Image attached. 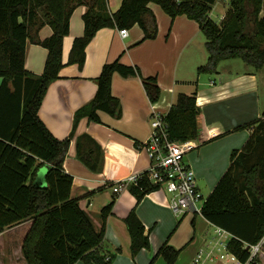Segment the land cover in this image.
<instances>
[{
	"label": "trees",
	"instance_id": "trees-1",
	"mask_svg": "<svg viewBox=\"0 0 264 264\" xmlns=\"http://www.w3.org/2000/svg\"><path fill=\"white\" fill-rule=\"evenodd\" d=\"M217 1L122 0L120 7L112 12L108 0H0V233L6 227L32 220L22 245L28 264H76L79 260L87 264H111L114 261L116 254L107 260V254L100 253L98 248L105 241L107 217L116 200L101 209L102 225L98 229L81 205V198L72 197L74 178L64 170V160L80 117L88 115L100 121L99 110L117 116L122 113L121 102L112 93L114 73L142 74L139 67L125 64L120 58L105 63L97 78L95 96L76 111L71 134L64 139L56 137L39 114L50 84L60 77L66 64L83 68L87 46L103 27L130 28L138 24L144 31L142 41L155 38L158 21L150 7L152 2L160 4L173 18L186 15L199 23L206 35L209 58L198 67V73L214 72L220 61L229 58H241L256 69L264 68V0H229V9L220 23L210 16ZM79 6L86 7L84 33L74 39L65 63L64 39L70 34L71 18ZM45 25L52 28V33L40 38L39 31ZM29 39L48 50L41 74L25 66ZM142 79L150 99L157 102L162 93L157 77L142 76ZM200 115L197 92L178 93L166 116L170 138L198 139L202 134ZM243 128H251L252 133L241 149L232 151L231 165L207 197L202 214L230 233L229 252L246 262L250 257L246 244L264 238V112L259 120L236 129ZM90 140L88 135L80 137L78 154L89 167L97 170L103 153L96 145L89 146ZM42 164L48 168L45 186L33 182ZM161 187L162 184L152 182L146 173L129 189L136 196L137 205L147 193ZM136 205L124 218L134 257L143 248L150 247ZM180 252L181 249L166 240L150 264L159 256L165 264H176Z\"/></svg>",
	"mask_w": 264,
	"mask_h": 264
},
{
	"label": "crops",
	"instance_id": "crops-1",
	"mask_svg": "<svg viewBox=\"0 0 264 264\" xmlns=\"http://www.w3.org/2000/svg\"><path fill=\"white\" fill-rule=\"evenodd\" d=\"M121 3L122 0H108L110 11L115 12ZM150 7L158 19H166L156 5L150 3ZM85 10V6H79L72 15L71 31L64 39L65 63L69 59L74 39L84 33ZM173 22L169 33L166 34L168 24H162L155 39L149 38L141 42L139 41L144 33L138 24L128 29L129 34L126 37L121 35L119 27L99 29L87 46L83 68H79L78 64H66L62 68L60 77L50 84L39 114L56 137L64 139L70 136L76 111L92 100L97 92V78L104 64L117 58L125 64L139 67L143 77H157L162 90L157 103L164 112L170 110L178 93H192V90L183 88L190 83L196 87L197 104L201 107L199 122L202 134L196 139L198 147L188 152L184 159L194 169L200 190H206L210 194L230 167L232 151L241 149L252 133L251 128H236L263 116L264 102L261 90L264 89V79L261 81L259 69L249 67L243 59L246 64L233 58L226 62L230 66L224 65L219 69L217 67L214 72L197 73L196 69L209 58L207 49H204L206 40L199 38L203 31L198 22L193 24L186 15H178ZM51 33L52 28L49 25L43 26L39 31L40 38H45ZM196 38L198 40L194 44ZM47 54V48L29 39L26 68L35 74L43 73ZM222 61L219 63L221 67L227 60ZM187 63H190L188 71ZM191 68L194 71H191ZM142 76L114 73L112 93L120 100L122 113L117 116L99 110L100 121L92 120L88 115L80 117L64 160V170L74 178L72 197L81 198L80 203L84 209L95 214L93 219L98 229L102 225L101 208L114 198L116 200L112 212L107 217L105 241L98 248L102 254H116L111 264H150L166 240L176 248L183 247L178 243V232L174 233L182 223L178 224L180 215L171 207L170 194L163 186L147 193L137 205V198L129 187L120 192H115L113 188L121 178L144 172L151 165L148 152L141 147V143L149 138L152 131V100L145 89ZM84 135L90 136L89 146L96 145L99 152L103 153L102 164L97 170L89 167L79 157L78 140ZM96 152L98 154V151ZM47 169L46 164L39 166L33 180H36L41 170L46 174ZM88 192L89 195L86 194ZM135 205L136 213L146 227L150 247L143 248L134 257L131 235L124 218ZM99 207L100 209L96 210ZM188 214L191 215V222L194 220L198 223L199 230L203 222L205 226L214 227L215 232L220 228L202 213L184 215ZM31 223L32 220L27 219L6 227L0 233V252L9 258V264H28L22 245ZM199 232L191 243L194 252L190 262L201 248H207L217 238L214 235L209 240L208 234L201 237L202 232ZM183 255V252L180 253L176 264L182 262ZM262 255L264 259V238ZM236 262L239 263V260L232 259L230 255L216 260V264ZM0 264H5V261L0 259ZM76 264L87 263L79 260ZM153 264H165V260L160 256Z\"/></svg>",
	"mask_w": 264,
	"mask_h": 264
},
{
	"label": "built area",
	"instance_id": "built-area-1",
	"mask_svg": "<svg viewBox=\"0 0 264 264\" xmlns=\"http://www.w3.org/2000/svg\"><path fill=\"white\" fill-rule=\"evenodd\" d=\"M123 37L128 36V28H120ZM168 112L160 110L157 102L152 101L151 127L152 131L147 140L141 143L151 158V165L148 170L131 174L121 178L114 184V191L120 192L128 188L132 183L147 173L152 182L160 183L170 194L169 202L174 211L178 214H199L206 199L200 190L194 169L185 161V155L198 147L196 139L186 141L172 140L168 132L166 116ZM219 234L213 244L207 248H201L193 260V264H216V260H222L226 255L232 259L239 260L228 250L230 233L223 228H218ZM263 239L254 244H246L250 257L241 264H257L262 254ZM109 260L110 256L107 255Z\"/></svg>",
	"mask_w": 264,
	"mask_h": 264
},
{
	"label": "rangeland",
	"instance_id": "rangeland-1",
	"mask_svg": "<svg viewBox=\"0 0 264 264\" xmlns=\"http://www.w3.org/2000/svg\"><path fill=\"white\" fill-rule=\"evenodd\" d=\"M152 4L153 5H156L158 8H159V10L161 11V12H163V14H164V16L166 17V19L165 20H163L162 18H159L158 19V17H157V15H156V17H157V21H158V33H157V36H158V34H159V27H161V25L162 24H168V30H167V32H166V34L167 33H169V31H170V29H171V25L172 24H174V22H173V20L175 19V18H177V17H175V18H173L171 15H169L167 12H165V10L162 8V6L160 5V4H158V3H156V2H152ZM151 9H152V7H151ZM228 9H229V0H218L217 1V3L214 5V7H213V9H212V12H211V14H210V16L212 17V19H214L216 22H218V23H220L221 21H222V19H223V17H224V14H225V12L226 11H228ZM153 10V9H152ZM224 10H226L225 12H224ZM154 11V10H153ZM224 12V13H223ZM155 13V12H154ZM156 14V13H155ZM168 17L170 18V19H168ZM186 18L188 19V20H192L193 21V24H198L197 23V21L196 20H193V19H190L189 17H187L186 16ZM136 25V24H135ZM134 26V25H133ZM132 26V27H133ZM132 27H130V28H128V29H132ZM143 30V29H142ZM143 33H144V31H143ZM156 36V37H157ZM200 37V39L201 38H203L204 40H206V35L204 34V33H201V35H199ZM144 37V36H143ZM143 37H142V39H143ZM155 37V38H156ZM154 38V39H155ZM129 39V38H128ZM127 39V40H128ZM142 39L140 40V41H142ZM199 39V40H200ZM146 40V39H145ZM197 38H196V41H194V44H196V42H197ZM144 41V40H143ZM132 46L130 45V48H131ZM204 49L206 50V48L204 47ZM233 59H238L239 61L241 60V62H243L244 64H246L242 59H239V58H233ZM227 61H224V63L222 64V67H221V65H219L218 66V69L219 68H223V66L224 65H228V63H226V62H230V60L231 59H226ZM223 62V61H222ZM189 64L190 63H187V71H188V68H189ZM228 66H230V65H228ZM249 67H251L252 68V66H250L249 65ZM255 69V68H254ZM197 70V73H198V68L196 69ZM191 71H194V69L193 68H191ZM224 71V70H223ZM259 71H260V74H261V76H262V79H261V81L264 79V68H262V69H259ZM196 73V74H197ZM217 77H218V75H216ZM181 87H183V86H181ZM200 87H202L201 85H200ZM184 89L186 88L187 90H189V91H191L192 90V93H193V91H195L196 90V87L194 86V85H190V83H187V87H183ZM262 92H261V97H262V99H263V102H264V89H262L261 90ZM189 93V92H188ZM186 156V155H185ZM203 192V195H204V198L205 199H207V197L209 196V192H207L206 190H203L202 191ZM100 209V207L99 208H97L96 210H99ZM102 209V208H101ZM89 213V215H90V217L92 218V220H93V222L96 224V221H94V217H95V214L93 213V212H91V211H89L88 212ZM178 215H180V216H178V220H179V222H178V224H180L181 222L183 223H181L180 224V226L178 227V229L174 232V233H176V232H178L177 233V235L179 236V240H178V243L180 244V246H183L184 247V249H183V247L182 248H178V249H181V252L180 253H182L183 252V260H182V262H180V264H192L193 263V260H192V262H190V259H191V256H192V254H193V252H194V246L191 244L192 243V241L194 240H192V237L193 236H197L196 234L198 233V231H200V232H202V234H201V237H204V235L205 234H208V238H209V240L214 236V235H216L217 237H219V234L217 233V232H215L214 231V227H212V226H210V225H207V226H205V223L203 222V225L201 226V230H199V228H198V223L196 224V223H194L193 224V222H191V215H182V214H178ZM179 230V231H178ZM199 232V233H200ZM217 233V234H216ZM195 234V235H194ZM190 237V238H189ZM1 250V249H0ZM160 257V256H159ZM0 259L2 260V261H5V264H9V258L7 257V256H5V255H2V253L0 252ZM225 262V261H224ZM229 264V263H228ZM235 264H241V262H236ZM257 264H264V259H263V255L261 254V256L258 258V263Z\"/></svg>",
	"mask_w": 264,
	"mask_h": 264
},
{
	"label": "water",
	"instance_id": "water-1",
	"mask_svg": "<svg viewBox=\"0 0 264 264\" xmlns=\"http://www.w3.org/2000/svg\"><path fill=\"white\" fill-rule=\"evenodd\" d=\"M34 184L39 185V186H45L47 185V181H46V174L43 172V170H41L36 178V180L34 181ZM147 232H145V235L147 236Z\"/></svg>",
	"mask_w": 264,
	"mask_h": 264
}]
</instances>
